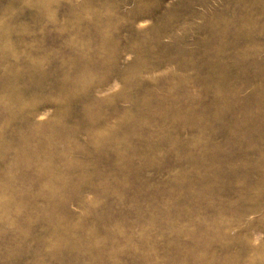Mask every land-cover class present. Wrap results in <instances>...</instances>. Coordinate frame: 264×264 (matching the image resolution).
I'll use <instances>...</instances> for the list:
<instances>
[{
	"label": "rangeland",
	"instance_id": "374dc122",
	"mask_svg": "<svg viewBox=\"0 0 264 264\" xmlns=\"http://www.w3.org/2000/svg\"><path fill=\"white\" fill-rule=\"evenodd\" d=\"M0 264H264V0H0Z\"/></svg>",
	"mask_w": 264,
	"mask_h": 264
}]
</instances>
